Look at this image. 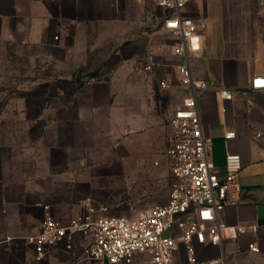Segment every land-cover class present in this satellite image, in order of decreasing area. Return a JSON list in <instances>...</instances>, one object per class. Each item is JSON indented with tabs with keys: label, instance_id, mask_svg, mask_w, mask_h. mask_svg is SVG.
<instances>
[{
	"label": "crops",
	"instance_id": "obj_1",
	"mask_svg": "<svg viewBox=\"0 0 264 264\" xmlns=\"http://www.w3.org/2000/svg\"><path fill=\"white\" fill-rule=\"evenodd\" d=\"M183 15L206 25L191 63L194 77L208 85L197 99L212 161L220 172L228 153L243 163L237 205L222 220L260 228L257 236L224 241L230 264H238L239 255L253 254V240L264 254V137L255 138L264 132V91L250 89L253 77L264 75V0H188ZM164 17L153 0H0V45L47 64L55 91L48 114L27 116L38 132L23 145L0 148V253L23 248L7 238L38 232L47 213L64 225L85 212L88 198L117 204L128 199L126 189L149 196L153 178L166 169L173 181L169 114L188 91L179 82L159 91L143 69L155 67L152 59L140 63L153 50L156 60L168 55ZM229 132L236 136L226 140ZM84 247L80 238L71 249L53 247L44 264H89Z\"/></svg>",
	"mask_w": 264,
	"mask_h": 264
},
{
	"label": "built area",
	"instance_id": "obj_2",
	"mask_svg": "<svg viewBox=\"0 0 264 264\" xmlns=\"http://www.w3.org/2000/svg\"><path fill=\"white\" fill-rule=\"evenodd\" d=\"M144 2V0H139ZM188 0H153L165 12L164 28L174 38L170 52L182 59L176 65L180 86L188 91L182 103L169 114L171 133L166 155L173 178L166 204L154 205L126 215H110L107 204L88 198L85 212L67 224L58 223L49 213L34 234L8 237L33 247L36 259L43 261L47 251L58 245L71 249L76 238L83 239L82 260L98 264H227L225 240L257 236L258 225L229 227L222 214L237 205V180L243 163L238 154L228 153L224 171L212 161V139L204 131L198 94L207 90L205 81L194 77L191 56L202 49L203 22L185 17ZM145 71H152L151 63ZM169 88L168 82L162 83ZM251 91H264V75L253 77ZM225 100H232L229 89H221ZM236 136L226 133V140ZM264 137L258 130L255 138ZM213 248L216 256H209ZM250 253H261L257 240L249 242Z\"/></svg>",
	"mask_w": 264,
	"mask_h": 264
},
{
	"label": "rangeland",
	"instance_id": "obj_3",
	"mask_svg": "<svg viewBox=\"0 0 264 264\" xmlns=\"http://www.w3.org/2000/svg\"><path fill=\"white\" fill-rule=\"evenodd\" d=\"M168 38V55L164 59L156 60L158 54L153 50L150 55L140 61L142 63L146 59H152L155 67L150 75L159 91L162 92L167 91V89L168 91L173 90V85L178 83L176 75L178 61L171 56L170 52L175 39L170 34H168ZM20 49L16 47L5 48L0 45V148H6L8 145H15L16 143L23 145L26 138H31L30 134L38 132V125H32L27 116L37 115L40 111L43 112V115L48 114L47 100L55 94V91L49 88L48 81L53 79L47 75V64H42L41 61L31 58L28 51ZM56 81L61 80L56 78ZM164 82H168L170 87L164 88L162 86ZM183 98L184 96H182L180 103L173 105L172 111L181 105ZM166 173L153 178L152 193L145 194L149 196L138 198L139 195H142L141 192L126 189V193L129 195L128 199H124V197L117 204L106 203L112 210V213L109 214H127L154 205L166 204L173 184L168 169H166ZM21 243L23 245L21 249L11 250L6 255L0 253L2 257L0 264H25L21 262L24 256L25 259H28L27 261L31 256L33 264H44V260L38 261L36 259L34 249H31L33 247L24 241ZM228 247V245L225 246L226 262L230 264L231 254ZM210 254L213 256V253H209V256ZM239 256H237L239 257L238 264H264L262 251L256 255L243 254ZM85 263L94 264L92 261Z\"/></svg>",
	"mask_w": 264,
	"mask_h": 264
}]
</instances>
